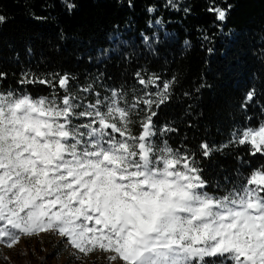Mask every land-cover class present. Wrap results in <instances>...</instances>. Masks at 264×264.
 Returning a JSON list of instances; mask_svg holds the SVG:
<instances>
[{"label":"snow or ice","instance_id":"obj_1","mask_svg":"<svg viewBox=\"0 0 264 264\" xmlns=\"http://www.w3.org/2000/svg\"><path fill=\"white\" fill-rule=\"evenodd\" d=\"M65 3L69 11L75 7ZM223 3L227 7L213 2L208 8L220 23L234 7ZM5 19L0 15V24ZM143 40L151 46L148 36ZM27 75L21 85H47L53 93L0 92V244L11 248L22 236L52 233L73 254H106L107 264H264V164L220 194L210 193L197 153L156 143L158 132L177 131L153 122V106L170 99L175 77L161 87L159 76L137 72L143 89L131 102L122 89H110V96L97 92L86 103L69 92L67 74L52 80ZM5 76L0 72V80ZM254 96L255 89L247 91L241 108ZM229 146L264 157V121L233 130L221 149ZM199 148L204 159L219 150L207 142Z\"/></svg>","mask_w":264,"mask_h":264},{"label":"trees","instance_id":"obj_2","mask_svg":"<svg viewBox=\"0 0 264 264\" xmlns=\"http://www.w3.org/2000/svg\"><path fill=\"white\" fill-rule=\"evenodd\" d=\"M67 2L75 5L71 11L65 0H0V15L6 18L0 24V72L6 74L0 92L51 98L47 85H21L23 74L49 80L67 74L69 92L86 103L94 102L97 92L110 96V89H122L131 102L142 94L137 72L144 78L159 76L161 87L175 77L170 99L158 110L153 106L158 112L153 122L157 129L168 124L177 131L158 132L157 144L166 140L173 149L197 153L210 193L220 194L264 164L260 154H247V146L221 149L233 130L264 121V0H228L234 7L223 23L208 11L213 2L227 7L223 0H172L176 8L168 0ZM89 84L93 92H83ZM56 89L62 98L58 83ZM250 89H255L254 99L242 109ZM133 119L138 134L139 117ZM202 142L219 150L204 159Z\"/></svg>","mask_w":264,"mask_h":264},{"label":"rangeland","instance_id":"obj_3","mask_svg":"<svg viewBox=\"0 0 264 264\" xmlns=\"http://www.w3.org/2000/svg\"><path fill=\"white\" fill-rule=\"evenodd\" d=\"M74 252L59 236L40 233L31 237L22 236L11 248L0 244V264H107L106 254L102 252L88 256ZM76 255H80L81 259H77Z\"/></svg>","mask_w":264,"mask_h":264}]
</instances>
